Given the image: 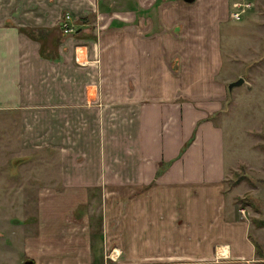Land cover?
Masks as SVG:
<instances>
[{
  "label": "crops",
  "instance_id": "1",
  "mask_svg": "<svg viewBox=\"0 0 264 264\" xmlns=\"http://www.w3.org/2000/svg\"><path fill=\"white\" fill-rule=\"evenodd\" d=\"M231 1L0 0V113L24 147L60 152L67 190L106 196L67 264H264V220L225 196L214 121Z\"/></svg>",
  "mask_w": 264,
  "mask_h": 264
},
{
  "label": "rangeland",
  "instance_id": "2",
  "mask_svg": "<svg viewBox=\"0 0 264 264\" xmlns=\"http://www.w3.org/2000/svg\"><path fill=\"white\" fill-rule=\"evenodd\" d=\"M227 24L221 46L226 98L214 119L224 141L223 189L247 218L264 220V0H254L244 20ZM43 48L48 52L51 45ZM239 78L243 84L229 90ZM18 134L16 115L0 113V264H67L83 231L101 229L106 196L67 190L64 182L78 178L70 172L61 179L60 152L24 147ZM91 255V264L128 262L126 254Z\"/></svg>",
  "mask_w": 264,
  "mask_h": 264
},
{
  "label": "built area",
  "instance_id": "3",
  "mask_svg": "<svg viewBox=\"0 0 264 264\" xmlns=\"http://www.w3.org/2000/svg\"><path fill=\"white\" fill-rule=\"evenodd\" d=\"M254 0H232L230 3V20L231 21H241L244 20L245 16L249 13L250 9L253 7ZM69 16L65 14L63 29L65 32H70L71 27L68 25ZM244 214V210H241Z\"/></svg>",
  "mask_w": 264,
  "mask_h": 264
},
{
  "label": "water",
  "instance_id": "4",
  "mask_svg": "<svg viewBox=\"0 0 264 264\" xmlns=\"http://www.w3.org/2000/svg\"><path fill=\"white\" fill-rule=\"evenodd\" d=\"M184 2H188V3H191L193 2L194 0H183ZM244 82L243 79L239 78L238 80L234 81V82H231L229 85H228V89L231 90L232 88L234 87H237V86H240L242 85ZM24 264H33V262L31 260H27L24 262Z\"/></svg>",
  "mask_w": 264,
  "mask_h": 264
},
{
  "label": "trees",
  "instance_id": "5",
  "mask_svg": "<svg viewBox=\"0 0 264 264\" xmlns=\"http://www.w3.org/2000/svg\"><path fill=\"white\" fill-rule=\"evenodd\" d=\"M259 224L264 225V222L262 221V222H260Z\"/></svg>",
  "mask_w": 264,
  "mask_h": 264
}]
</instances>
